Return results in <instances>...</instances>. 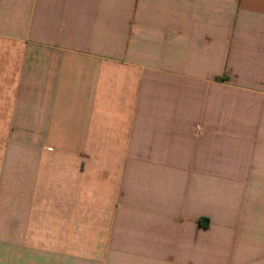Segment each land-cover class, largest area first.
<instances>
[{"label": "crops", "instance_id": "obj_1", "mask_svg": "<svg viewBox=\"0 0 264 264\" xmlns=\"http://www.w3.org/2000/svg\"><path fill=\"white\" fill-rule=\"evenodd\" d=\"M0 264H264V0H0Z\"/></svg>", "mask_w": 264, "mask_h": 264}, {"label": "trees", "instance_id": "obj_2", "mask_svg": "<svg viewBox=\"0 0 264 264\" xmlns=\"http://www.w3.org/2000/svg\"><path fill=\"white\" fill-rule=\"evenodd\" d=\"M206 222L208 223V220H206Z\"/></svg>", "mask_w": 264, "mask_h": 264}]
</instances>
